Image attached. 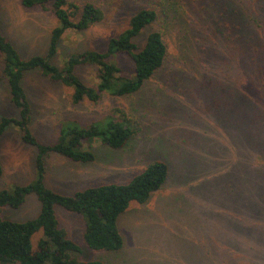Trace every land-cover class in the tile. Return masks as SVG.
<instances>
[{"label": "rangeland", "instance_id": "1", "mask_svg": "<svg viewBox=\"0 0 264 264\" xmlns=\"http://www.w3.org/2000/svg\"><path fill=\"white\" fill-rule=\"evenodd\" d=\"M76 1L98 4L105 17L86 30L70 29L63 35L52 58L58 67L75 52L105 51L108 40L128 26L133 14L149 6L159 10L158 20L137 41L143 45L151 30L160 29L168 57L163 69L138 92L122 97L106 94L98 103L75 104L71 87L39 69L26 73L23 83L33 108L31 130L40 141L54 143L65 123L87 125L114 108L125 111L136 129L119 149L95 141L97 157L89 164L52 153L47 160V186L74 194L89 186L126 182L155 160L166 161L170 168L161 189L145 203H132L121 216L125 246L120 252L89 248L82 215L56 206L60 225L82 247L78 257L102 258L109 264H264V164L254 159L249 166L243 131L235 128L224 109L209 108L211 94L223 83L224 64L210 45L213 36L199 17L202 14L196 7L185 10L177 0ZM241 4L255 17V32L264 40V0ZM0 23L20 55L29 58L47 53L59 21L51 4L28 8L22 0H0ZM258 57L264 60L263 46ZM118 62L124 75L134 73L129 55H119ZM2 67L0 55V119L18 115ZM76 72L87 84L98 81L95 65H81ZM35 156V147L25 144L19 130L10 126L0 139L4 169L0 189L33 181ZM40 209V201L31 193L20 208L5 207L2 213L22 221L35 217ZM40 236L36 234L35 243Z\"/></svg>", "mask_w": 264, "mask_h": 264}, {"label": "trees", "instance_id": "2", "mask_svg": "<svg viewBox=\"0 0 264 264\" xmlns=\"http://www.w3.org/2000/svg\"><path fill=\"white\" fill-rule=\"evenodd\" d=\"M185 10L196 7L200 19L211 29L216 52L222 56L223 83L210 96L209 108L224 109L247 145L249 166L254 159L264 164V60L258 57L264 40L255 32L257 21L248 14L242 0H177ZM25 7L51 4L59 21L50 35L46 54L23 58L14 43L3 34L0 23V55L2 76L10 92V100L18 110L17 116L0 119V139L10 126H15L22 141L35 147L36 178L0 189V264H109L102 258L82 260V247L60 225L56 206L81 214L85 229L83 238L92 250L120 252L125 246L119 220L132 203H145L169 178V164L164 160L150 162L126 182H107L89 186L74 194L61 193L47 186V160L52 153L61 154L81 164L95 161V141L114 149L124 147L135 135V124L121 108L96 122L83 125L65 123L54 143L40 141L31 130L33 108L23 83L27 72L39 69L51 80L71 87V100L98 103L106 94L122 97L134 94L163 69L168 46L160 29L151 30L143 45L137 41L159 17L155 7H144L133 14L128 26L108 40L105 51L84 50L66 58L63 67L52 62L59 50L63 35L70 29L83 31L104 20L101 6L76 0H22ZM165 12V11H163ZM129 55L134 73L126 76L118 62L119 55ZM81 65H95L98 81L87 84L77 74ZM212 84H208L209 91ZM250 87L253 92L249 91ZM208 95V94H207ZM115 115H118L116 117ZM238 125V126H237ZM4 173L0 160V176ZM264 174V169L262 170ZM31 193L41 203L40 212L33 218L15 220L5 216V207L18 209ZM254 211V209H252ZM256 211V210H255ZM257 212V211H256ZM41 233L37 242L34 238Z\"/></svg>", "mask_w": 264, "mask_h": 264}]
</instances>
